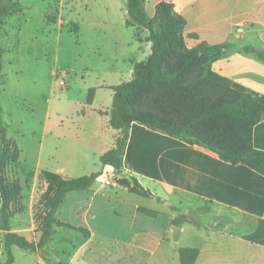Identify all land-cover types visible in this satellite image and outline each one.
<instances>
[{
    "label": "crops",
    "instance_id": "1",
    "mask_svg": "<svg viewBox=\"0 0 264 264\" xmlns=\"http://www.w3.org/2000/svg\"><path fill=\"white\" fill-rule=\"evenodd\" d=\"M17 1L29 11L36 6L43 9L38 27L34 25L30 31L29 27L22 31L18 28L20 36H10L13 14L0 28V108L6 137L19 151L18 162L12 167L18 171L15 179L25 202L24 211L10 218V232L38 243L40 233L31 205L40 194L37 181L41 171L74 179L110 169L131 186L135 182L149 196L130 192L121 183L105 186V181L96 178L87 188L68 193L55 214L58 222L81 227L90 236L85 238L54 225L42 249L30 252L12 245L13 264H181V248L197 251L194 264H264V176L246 166L224 162L200 146L132 123L119 172L100 162L95 171L71 175L77 167L74 154L78 150L69 143V126L59 115V120L52 116L55 80L68 72L59 70L54 37L48 36L56 25L47 18L50 3ZM160 3L171 4L185 21L183 36L189 48L201 42L229 44L231 47L212 62L211 70L228 79L234 90L249 94L264 106V0H144L146 15L152 18ZM23 13L19 14L25 18ZM110 37L111 48L102 55L111 56L115 64L107 66L103 75L98 73L94 87H89L85 79L82 82L84 91L95 89L91 104L86 103V97L65 102L73 110L66 121L73 126L76 123L82 136L80 144L99 160L113 149L117 136L109 125L111 88L132 81L134 65L144 62L152 47L144 29H135L134 36L127 38ZM125 75L129 81H121ZM102 89L112 91L111 106L94 109ZM29 99L31 119L36 117L38 129L31 131L27 140L29 132L18 124L15 115L22 113L19 102ZM6 103H10L8 112ZM252 145L264 152V119L252 129ZM27 166L29 172L25 171ZM200 206L209 207L206 215L196 221L185 218ZM4 235L0 230L1 263L6 260ZM16 253L20 254L18 259Z\"/></svg>",
    "mask_w": 264,
    "mask_h": 264
},
{
    "label": "trees",
    "instance_id": "2",
    "mask_svg": "<svg viewBox=\"0 0 264 264\" xmlns=\"http://www.w3.org/2000/svg\"><path fill=\"white\" fill-rule=\"evenodd\" d=\"M127 19L125 25L148 32L151 54L144 62L134 65L133 80L112 87L113 104L109 125L117 132L113 149L106 152L100 162L103 166L120 171L122 157L132 123L197 145L215 153L218 158L232 165H243L264 176V152L252 145V129L264 119V106L249 94L240 93L231 87V82L211 70L213 61L220 58L229 44L209 45L201 42L193 48L185 46L183 32L185 21L173 11V6L160 3L152 18L144 11V0H126ZM12 0H0V28L13 14ZM247 52L250 48H245ZM95 89L88 90L86 103L91 104ZM230 124L239 125V132L228 131ZM7 126L0 108V230L5 232L6 260L0 264H13L10 247L35 252L42 249L53 233V226H64L81 233L85 238L89 232L81 227L63 224L55 219L58 207L70 192L87 188L99 174L74 179L41 171L47 189L41 196V217H37V244L11 233L9 221L10 205L19 197L18 182L5 180L6 165L18 162L19 151L6 137ZM130 192L149 196L135 182L122 181ZM153 216L154 212L141 210ZM179 220L178 223H183ZM177 224V223H175ZM197 251L179 249L181 264H194Z\"/></svg>",
    "mask_w": 264,
    "mask_h": 264
},
{
    "label": "rangeland",
    "instance_id": "3",
    "mask_svg": "<svg viewBox=\"0 0 264 264\" xmlns=\"http://www.w3.org/2000/svg\"><path fill=\"white\" fill-rule=\"evenodd\" d=\"M48 1L50 3V8H48L49 13L47 18L49 21L51 20L56 24L54 27L52 25L53 29L49 32L48 36L54 37V50L55 56L57 55L58 57L57 66L59 70L68 72L66 77H58L55 80L53 95L51 97L52 116L53 119L59 120V118L57 119V115H59L62 117L61 120L64 125L69 126V128L67 127V133L70 136L69 143L75 146L78 150V152L74 154V161L77 163V167H75L74 172L71 175L78 177L87 173V171H95L100 165V160L96 154L87 152L86 148L80 144L82 136L77 130L76 123L73 126L66 121V117H69V115L73 113V110L67 107L65 102L67 100L77 102L84 99L88 92L83 90V79H85L89 87H94L98 82V73L103 75V71L107 66L115 64V61H111V56L106 58L105 54L102 55V53L108 52V49L111 48V43L109 42V38L111 39L110 36H126L127 38V36H134L135 29L132 27H126L124 24V18L125 20L127 19V8L126 6H123L122 0ZM58 1L61 3H58ZM12 3L13 19L10 25L12 26L13 34L10 36H20L18 28H20L19 31H22L24 28L27 30L29 27L30 31L32 26L35 25L38 27L39 13L43 9L41 6L39 8L36 6L34 10L29 11V8L26 6L22 8L21 5L18 6L17 0H12ZM20 11H24L23 14L25 18L20 16ZM27 21L28 23H25ZM140 30L142 29H139V31ZM38 36H42V34L39 33ZM184 44L189 48L186 42ZM104 46H106V48H101ZM124 77L125 78L121 81H129L126 80L128 79L126 75ZM59 81H62L64 85L62 86L60 84V86ZM98 92L99 93L94 101V109H98L99 107H110L112 91L102 89ZM8 105H10V103H6L5 106V111L7 112L10 111V106ZM31 106L32 103L30 102V99L29 101L23 100L22 102H19V107L22 109V113L20 115L16 114L17 116L15 115L18 124H22L23 129L29 132L26 138L27 140H30V132L38 129L36 117L31 119ZM240 130L241 128L239 125L230 124L228 127L229 132L232 131L236 133ZM30 151L31 146L29 145L27 153L30 154ZM12 165V163L6 165L4 169L5 180L9 183L18 182L17 179H15L18 175V171H15ZM24 168L25 171H30L28 166ZM109 170L110 169H104L97 176L98 182H104L109 176H112L113 181L118 184L122 181H126L122 179V176H116L112 171L109 172ZM37 188L40 194L38 195L36 202H32L31 205V214L36 228V219L37 217H41L43 213V206L40 204L41 196L47 189V183L40 177V173L38 175ZM21 191L19 197L10 205L11 217L17 212H23L25 209V202L21 200ZM208 209L209 207L200 206L195 212L192 211L185 215V218L189 221H196L199 216L206 215ZM19 256L20 254H15L17 259Z\"/></svg>",
    "mask_w": 264,
    "mask_h": 264
},
{
    "label": "built area",
    "instance_id": "4",
    "mask_svg": "<svg viewBox=\"0 0 264 264\" xmlns=\"http://www.w3.org/2000/svg\"><path fill=\"white\" fill-rule=\"evenodd\" d=\"M61 85H64L62 81H60ZM114 173V172H113ZM116 176H118V174L114 173ZM115 183V181H113L112 176H109L108 178H106L105 180V185L106 186H112Z\"/></svg>",
    "mask_w": 264,
    "mask_h": 264
}]
</instances>
